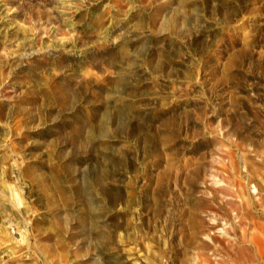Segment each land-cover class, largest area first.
Wrapping results in <instances>:
<instances>
[{
	"label": "rangeland",
	"instance_id": "obj_1",
	"mask_svg": "<svg viewBox=\"0 0 264 264\" xmlns=\"http://www.w3.org/2000/svg\"><path fill=\"white\" fill-rule=\"evenodd\" d=\"M0 264H264V0H0Z\"/></svg>",
	"mask_w": 264,
	"mask_h": 264
}]
</instances>
